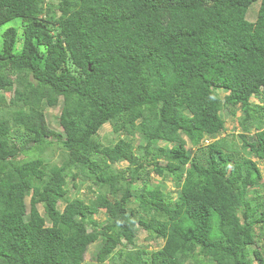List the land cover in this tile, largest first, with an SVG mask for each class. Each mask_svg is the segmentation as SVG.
Instances as JSON below:
<instances>
[{
    "label": "trees",
    "instance_id": "1",
    "mask_svg": "<svg viewBox=\"0 0 264 264\" xmlns=\"http://www.w3.org/2000/svg\"><path fill=\"white\" fill-rule=\"evenodd\" d=\"M2 27L0 264H264V0H0Z\"/></svg>",
    "mask_w": 264,
    "mask_h": 264
},
{
    "label": "rangeland",
    "instance_id": "2",
    "mask_svg": "<svg viewBox=\"0 0 264 264\" xmlns=\"http://www.w3.org/2000/svg\"><path fill=\"white\" fill-rule=\"evenodd\" d=\"M251 7L254 8V10L257 9V6H256L255 3L252 4ZM11 25L16 27L18 33L21 32L20 23L18 21L12 22ZM7 26H9V25H6L4 27H7ZM4 27L0 28V32L2 31V29ZM5 95L8 97L10 94L5 93ZM254 101H257V100H254ZM56 114H57L56 110H54L52 108H45V115H46V121L48 123V126L50 128H52L53 130H55L56 132L60 133L61 136L63 137V131L59 127L56 118L53 117ZM224 115H225L226 126H227V130H226L225 134L228 135L227 137H230V135H232V134L236 135L237 134V130H232V128H231V125L235 124V122H236L235 120H232L234 117L229 116L228 113H224ZM237 115H239V114H237ZM112 125H113V122L109 121V123L104 125L101 128V130H100V134H101L102 138L104 139L105 143H107L109 141H113V140L116 139L114 133L112 132L113 131ZM238 141L239 140L237 138H235V142H238ZM208 142H210V140H206L204 143H208ZM160 145L164 146L165 144H160ZM45 157L49 158V161L52 164H60L61 160H62V158L59 155V152H57V151H55L54 153H52L51 151H47L45 153ZM22 160H23V158L19 157L17 159V162L18 161H22ZM126 166H127L126 163H119V164L116 165V169H120V170L125 172L126 171ZM259 167L261 169V172L264 174V166H263V164L260 163ZM152 177H154L155 179L159 180L153 174H151V178ZM184 179L185 180H183V181L185 183L186 182V172L184 173ZM163 184H164V187H165V191L168 194H170L171 196H173V197L180 190V188L175 189L170 180H167L166 182H163ZM261 186H262V188L260 190V193L262 195H264V184H261ZM85 191H86L85 188L80 186L77 190L71 191L70 192V196H72V197L78 196V197H81V198L90 199L91 195L87 194ZM248 198H249V195H248ZM26 203L28 204V199L26 200ZM106 219H107V215H106L104 210H100L98 214L89 217V220H93V221H96V222H103ZM145 237H146V233L145 232H143L141 229H136L135 245L139 246V245L145 243V241H144ZM263 244H264V240H263ZM98 245H99V242L97 241V242H95L93 245H91L89 247L87 254H85V256H84V258H85V263L84 264L92 263L90 259H91V256L97 250ZM148 250H150V249H148ZM253 264H257L256 261H253Z\"/></svg>",
    "mask_w": 264,
    "mask_h": 264
},
{
    "label": "bare ground",
    "instance_id": "3",
    "mask_svg": "<svg viewBox=\"0 0 264 264\" xmlns=\"http://www.w3.org/2000/svg\"><path fill=\"white\" fill-rule=\"evenodd\" d=\"M263 108V107H262Z\"/></svg>",
    "mask_w": 264,
    "mask_h": 264
}]
</instances>
